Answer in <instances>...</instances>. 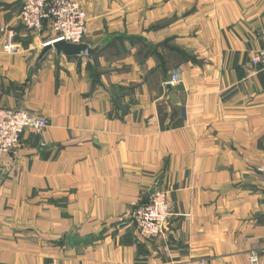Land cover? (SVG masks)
I'll list each match as a JSON object with an SVG mask.
<instances>
[{
  "label": "crops",
  "instance_id": "crops-1",
  "mask_svg": "<svg viewBox=\"0 0 264 264\" xmlns=\"http://www.w3.org/2000/svg\"><path fill=\"white\" fill-rule=\"evenodd\" d=\"M78 1L98 51L36 61L49 33L0 0V105L47 123L0 153V264H264V0ZM155 188L171 215L144 238Z\"/></svg>",
  "mask_w": 264,
  "mask_h": 264
},
{
  "label": "built area",
  "instance_id": "built-area-1",
  "mask_svg": "<svg viewBox=\"0 0 264 264\" xmlns=\"http://www.w3.org/2000/svg\"><path fill=\"white\" fill-rule=\"evenodd\" d=\"M19 19L21 24L33 33H49L42 46L59 40L80 43L88 32L89 16L78 0H22ZM0 31L3 34L2 51L16 53L20 44L14 41L11 31L2 27ZM251 63L264 69V48L251 55ZM178 80V71H173L166 83L172 85ZM46 125L45 119L23 108H7L0 105V153H11L18 146L25 129L40 130ZM170 215L168 192L155 188L148 201L137 206L130 218L141 237L151 238L163 235ZM119 220H123V217H119ZM249 262L259 264L258 254L252 252Z\"/></svg>",
  "mask_w": 264,
  "mask_h": 264
},
{
  "label": "water",
  "instance_id": "water-1",
  "mask_svg": "<svg viewBox=\"0 0 264 264\" xmlns=\"http://www.w3.org/2000/svg\"><path fill=\"white\" fill-rule=\"evenodd\" d=\"M98 49V46L91 47L85 42L71 43L65 40H59L42 46L38 52L36 61L41 60L49 51H54L56 55H64L67 57L85 56L91 58Z\"/></svg>",
  "mask_w": 264,
  "mask_h": 264
},
{
  "label": "rangeland",
  "instance_id": "rangeland-1",
  "mask_svg": "<svg viewBox=\"0 0 264 264\" xmlns=\"http://www.w3.org/2000/svg\"><path fill=\"white\" fill-rule=\"evenodd\" d=\"M54 52V51H53Z\"/></svg>",
  "mask_w": 264,
  "mask_h": 264
}]
</instances>
